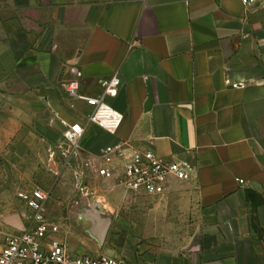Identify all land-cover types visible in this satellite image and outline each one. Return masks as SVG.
I'll return each instance as SVG.
<instances>
[{
	"label": "crops",
	"instance_id": "0c3cea01",
	"mask_svg": "<svg viewBox=\"0 0 264 264\" xmlns=\"http://www.w3.org/2000/svg\"><path fill=\"white\" fill-rule=\"evenodd\" d=\"M76 71L85 95L119 77L106 100L122 116L115 134L88 123L85 103L65 92L63 99ZM0 80L44 98L37 135L44 151L56 149L50 160L64 159L62 133L76 123L86 133L68 160L80 172L99 178L82 162L117 142L192 167L158 198L106 181L117 190L96 196L97 222L80 214L56 220L47 209L59 228L51 239L71 254L264 264V2L247 9L239 0H0ZM5 124L2 151L15 136ZM25 134L20 148L28 151ZM26 211L18 215L23 227Z\"/></svg>",
	"mask_w": 264,
	"mask_h": 264
},
{
	"label": "built area",
	"instance_id": "2783aa9c",
	"mask_svg": "<svg viewBox=\"0 0 264 264\" xmlns=\"http://www.w3.org/2000/svg\"><path fill=\"white\" fill-rule=\"evenodd\" d=\"M247 9L264 0H239ZM82 73L65 85V92L72 101L83 102L90 109L88 123L108 134H115L122 123V116L106 100L117 94L120 85L115 74L101 83L99 94L85 95L80 91ZM64 124V123H63ZM86 131L79 124L67 125L62 137L65 144L62 157L78 156L79 143ZM66 146V149L63 148ZM82 169L92 171L97 177L113 183L126 191L141 192L158 198L165 194L171 181L185 182L191 177L192 167L187 161H170L151 151L133 148L127 142H117L104 147L98 155L82 162ZM241 184L243 182H240ZM28 210V224L23 230L10 229L0 249V264H128L123 260L106 256L90 257L73 255L66 244L51 239L59 228L47 219L48 194L40 188L20 193Z\"/></svg>",
	"mask_w": 264,
	"mask_h": 264
},
{
	"label": "rangeland",
	"instance_id": "374dc122",
	"mask_svg": "<svg viewBox=\"0 0 264 264\" xmlns=\"http://www.w3.org/2000/svg\"><path fill=\"white\" fill-rule=\"evenodd\" d=\"M63 89L65 86L61 87L64 99ZM23 90L25 87L20 85H0V121L7 122V129L10 131L12 128L15 132L13 148L0 150V249L10 232L5 218L22 216L23 212H27L24 200L18 198L20 193H28L36 188L46 192L47 209L53 219L68 216L77 219L80 214L97 222L99 216L93 211L96 196L117 190L112 184L87 171L80 172L76 164L68 159L54 157L50 160L52 150L56 149L46 146L44 151L39 147L37 135V129L44 124L45 100L37 92L33 93L32 87L28 96ZM9 113L13 114L12 124L7 119ZM27 130L30 137L28 151L20 148L21 137L24 135L25 138ZM46 155L49 159L44 161Z\"/></svg>",
	"mask_w": 264,
	"mask_h": 264
},
{
	"label": "water",
	"instance_id": "95a60500",
	"mask_svg": "<svg viewBox=\"0 0 264 264\" xmlns=\"http://www.w3.org/2000/svg\"><path fill=\"white\" fill-rule=\"evenodd\" d=\"M5 224L16 230H23V224L18 216H10L5 218Z\"/></svg>",
	"mask_w": 264,
	"mask_h": 264
}]
</instances>
